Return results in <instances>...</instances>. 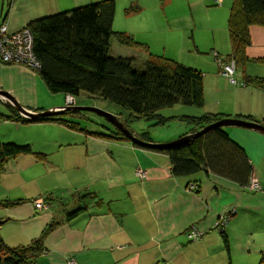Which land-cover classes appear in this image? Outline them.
Listing matches in <instances>:
<instances>
[{
    "label": "crops",
    "instance_id": "obj_1",
    "mask_svg": "<svg viewBox=\"0 0 264 264\" xmlns=\"http://www.w3.org/2000/svg\"><path fill=\"white\" fill-rule=\"evenodd\" d=\"M97 1L9 0L5 11L0 6V23L15 32L32 20ZM230 2L221 0L220 6L203 12L197 5L211 6V0H153L148 10L143 5L135 7L134 13H141L138 16L125 15L136 24L119 31L144 44L152 55L171 59L202 75L203 106L178 105L161 110L162 116H264V89L231 85L218 74L211 56L212 52L220 56L229 53L226 22ZM249 39L245 50L248 61L233 75L237 81L244 75L264 76V64L256 61L264 59V27H250ZM123 51L122 56H130L138 64L144 60L141 51ZM38 78L36 72L25 67L0 63V90L26 111L63 107L65 96L51 94ZM9 107L23 118L0 98V114L10 115ZM109 113L122 117L116 109ZM74 118L75 114L65 117L78 124ZM172 123L177 127L171 130L147 122L152 127L151 140L168 143L187 131L183 122L174 119ZM4 128H8V134ZM78 128L71 130L50 121L0 124V143L26 144L33 153L43 155L42 159L19 155L2 165L0 200L20 201L0 208V233L5 231L1 236L7 246L25 245L52 225L43 238L46 251L38 256V264H67V260L74 264H264V259L260 261L264 258L263 134L240 127L225 128L245 152L250 178L258 182L260 190L251 191L202 172L173 177L165 155L134 147L130 141L91 135H110L111 130L101 133L79 124ZM141 128L130 132L137 135ZM31 129L33 133L29 134ZM136 168L144 171L140 181L134 176ZM190 182H194L196 191L186 192ZM85 192L94 198L80 200L78 194ZM47 194L51 207L35 210L31 201ZM82 201V211L67 219ZM228 209L233 215L223 230L226 251L224 238L213 224ZM191 225L203 232L195 242L184 235Z\"/></svg>",
    "mask_w": 264,
    "mask_h": 264
},
{
    "label": "trees",
    "instance_id": "obj_2",
    "mask_svg": "<svg viewBox=\"0 0 264 264\" xmlns=\"http://www.w3.org/2000/svg\"><path fill=\"white\" fill-rule=\"evenodd\" d=\"M114 7L115 0H100L32 20L26 25L32 36V55L38 65L36 73L48 92L73 98L85 93L111 104L122 114L121 123L126 127L134 120H144L151 126H166L171 120L177 119L187 126V131L179 138L228 118L220 113H207L199 117L162 116L161 110L178 105L185 108L203 106L202 75L198 70L171 59L152 55L144 44L125 32L112 31ZM135 10L129 7L125 13ZM252 26L264 27V0H231L226 22L230 50L225 57L217 55L225 61H233L235 70L242 69L248 61L245 50L250 44L249 28ZM111 39L120 46L143 52L144 60L138 64L130 56H111ZM256 61L264 64V59ZM239 82L243 85L236 86L264 89V76L244 75ZM72 113L63 111L50 118L29 120L20 118L11 109L10 115L0 114V117L23 123L50 121L71 130H80L78 124L65 119ZM233 119L254 122L264 127V116L259 119L236 116ZM110 130V135H91L128 140L117 129ZM134 138L144 143H154L148 131L142 130L134 134ZM132 145L165 155L169 172L176 178L191 177L202 172L246 189L251 179L248 158L243 149L229 137L225 127L210 129L188 142L162 149H147L135 143ZM19 155L43 158V155L33 153L29 145L0 143V172L4 162ZM193 183L190 182L188 186L193 185L192 191H196ZM78 195L84 200L94 198L90 192ZM19 202L0 200V208ZM84 206L83 202L67 215V219L77 216ZM2 223L0 221V226ZM51 227L48 225L30 246L10 247L0 237V264H38L36 260L41 251V241ZM223 230L219 234L224 238L227 251Z\"/></svg>",
    "mask_w": 264,
    "mask_h": 264
},
{
    "label": "rangeland",
    "instance_id": "obj_3",
    "mask_svg": "<svg viewBox=\"0 0 264 264\" xmlns=\"http://www.w3.org/2000/svg\"><path fill=\"white\" fill-rule=\"evenodd\" d=\"M8 1L9 0H0V6H2L3 7V10L5 11V9H6V6H7V4H8ZM151 1H153V0H115V7H114V16H113V21H112V31H115V32H118L120 29H123V27H125L126 25L127 26H130V27H132L134 24H136L135 22L133 23L132 22V17L130 18V19H128L127 17H125V15H126V13H125V10H127L129 7H131V8H135V7H137L138 5H143L142 7H145L144 9H146V10H148V5H151L150 3H151ZM190 1H197L198 3H201V0H190ZM205 1H207V0H205ZM177 2V1H176ZM183 2H185V0H183ZM141 3V4H140ZM230 4H231V2H230ZM214 4H213V2H212V0H211V6L210 5H207V6H205L204 8L202 7V5L201 4H198L197 5V9L199 10V9H201L203 12H205V10H207V9H213V8H215L216 6H214ZM230 7V6H229ZM195 9H193V11H194ZM170 11H172L171 9H170ZM135 11H132V13H133V15H131V16H138L139 14H141V13H134ZM173 12V11H172ZM196 12V11H195ZM174 13V12H173ZM199 14L200 15H203L202 14V12L200 13V11H199ZM128 23V24H127ZM24 28H26V27H23L22 29H24ZM110 44H111V50H110V55L111 56H122V55H124L125 54V52L123 51V50H129V48L127 49V48H125V47H121L120 45H118L113 39H111L110 40ZM121 48H123V49H121ZM186 56V55H185ZM222 57H225V56H222ZM185 58V57H184ZM0 63H2V62H0ZM2 64H5V63H2ZM5 65H11V64H5ZM184 65H186V64H184ZM13 66H20V67H25V68H27L28 70H30V71H32V72H36V69L35 68H33V67H31V66H29V65H25V64H22V65H20V64H16V65H13ZM238 69H236V71H237ZM236 79V78H235ZM38 80L40 81V79L38 78ZM237 80V79H236ZM41 82V81H40ZM239 82V81H238ZM41 84H42V86L44 87V85H43V83L41 82ZM45 88V87H44ZM2 101L3 102H7V103H9L8 101H6L5 99H2ZM73 101H74V105L73 106H76V107H84V106H91V107H96V108H98V109H100V110H102V111H106V112H108L109 113V111H111V110H113V109H116V107L115 106H113V105H111V104H108V103H106V102H103V101H100L99 99H96V98H94V97H91V96H89V95H87V94H85V93H80L77 97H75V99H73ZM72 107V106H71ZM107 109V110H106ZM58 110H61V109H58ZM117 110V109H116ZM114 113V112H113ZM73 114H75V121L80 125V127H84V128H86L87 130H93V131H101V133H104V132H102V131H105V130H110V129H113V127L106 121V120H104L103 118H101V117H99V116H97V115H95V114H93V113H88V112H78V113H76V112H74V113H72L71 115H73ZM116 119H118V121H121L122 119V117L121 116H119V115H117L116 114ZM7 121H10V122H13V123H19L18 121H16V120H7V119H4V118H1L0 117V124H3V123H6ZM173 122V120H171L169 123H167V125L166 126H164V129H167V128H169V129H173V128H176L177 127V125L176 124H173L172 123ZM128 125V127H126L125 126V128H127V129H129V131H132L133 129H137V128H140V127H142L141 129H143L144 131H148L149 132V130H152V127H150L148 124H147V122L146 121H144V120H134V121H131L130 123H128L127 124ZM225 128H228V127H225ZM132 129V130H131ZM4 130V132L6 133V132H8V128H4L3 129ZM33 133V129H31V131H30V133L29 134H32ZM150 133V132H149ZM152 133V132H151ZM150 133V134H151ZM6 134H8V133H6ZM176 140V139H175ZM126 141H128V140H126ZM174 141V140H173ZM33 156V155H32ZM1 170H2V168H1ZM139 172H141V174H142V177L144 176V171L143 170H141V169H139V168H136V170H135V172H134V176H135V178L136 179H138L139 181H140V179L141 178H139V177H137V174L139 173ZM254 179V178H253ZM254 180H256V179H254ZM186 192H191V190H187ZM18 195V194H17ZM46 197H47V199H46ZM49 198H50V195H45V197L44 198H42V197H40V198H36V199H39V200H41L42 201V203L44 204L43 205V207H41V208H34V204H33V201L34 200H36V199H34V200H32L31 201V203H32V205H33V208L35 209V210H39V211H42V210H48L51 206H50V200H49ZM80 200H83V201H87V200H84V199H81L80 198ZM82 201V202H83ZM20 203V202H19ZM19 203H17V204H19ZM17 204H15V205H17ZM58 204V203H57ZM15 205H13V206H15ZM56 206H58V205H56ZM10 207H12V206H10ZM6 208H9V207H6ZM6 208H4V209H6ZM233 215V210H230V209H228V210H226V211H224V212H222V213H220L219 215H218V217H217V219L215 220V222H214V224H213V227H214V229H215V231H218L217 230V227L218 226H220V225H222V223L224 222V221H229V219L231 218V216ZM0 221H2L1 219H0ZM192 226V225H191ZM190 227V226H189ZM188 227V228H189ZM188 228L186 229V231L188 230ZM185 231V232H186ZM5 231L2 229V231H1V233H0V237H1V239L3 238L1 235L4 233ZM41 233H42V231H41ZM41 233H40V235H41ZM48 234V233H47ZM47 234H45L44 235V237L47 235ZM39 235V236H40ZM38 236V237H39ZM37 237V238H38ZM43 237V238H44ZM37 238H35V239H37ZM35 239H32V240H29L28 242H27V244H25V245H18V246H30V245H32L33 244V242L35 241ZM3 240V239H2ZM197 241V240H196ZM189 242H195V241H189ZM7 245V244H6ZM9 246V245H8ZM40 246H41V251H40V254L39 255H41V254H43V253H45V248H44V246H43V239H42V241H41V244H40ZM10 247H16V246H10ZM264 258L263 257H261L260 258V261H262ZM71 260H67V264H70L69 262H70ZM261 263V262H260Z\"/></svg>",
    "mask_w": 264,
    "mask_h": 264
},
{
    "label": "built area",
    "instance_id": "obj_4",
    "mask_svg": "<svg viewBox=\"0 0 264 264\" xmlns=\"http://www.w3.org/2000/svg\"><path fill=\"white\" fill-rule=\"evenodd\" d=\"M214 6H220L221 0H212ZM212 59L216 66L218 67V74L225 78L231 85L242 86L241 82L236 81L233 78L235 72V65L233 61H225L223 58L219 57L217 53H211ZM0 62L5 64H25L29 65L35 69H38L37 62L35 61L32 55V36L27 28L20 29L15 32H9L7 25L5 23H0ZM73 97L65 96V107L74 105ZM64 108V107H63ZM61 108V109H63ZM137 177L143 178L141 172L137 174ZM248 190L258 191L260 187L258 182L253 178L250 179ZM187 190H193V185H189ZM34 208L43 207L41 200L36 199L33 201ZM227 221H224L222 225L217 227L218 232L222 231ZM188 241H196L201 239L203 232L198 230L196 226L192 225L184 233ZM70 264H74V261L71 260Z\"/></svg>",
    "mask_w": 264,
    "mask_h": 264
},
{
    "label": "water",
    "instance_id": "obj_5",
    "mask_svg": "<svg viewBox=\"0 0 264 264\" xmlns=\"http://www.w3.org/2000/svg\"><path fill=\"white\" fill-rule=\"evenodd\" d=\"M0 98L8 101L23 118L29 119V120L50 118L52 116L62 114L63 111L93 113V114L103 118L104 120H106L114 129H117L123 135V137L128 139L131 143H135V144H137L143 148H147V149L167 148V147H170L172 145H177V144H181L184 142H188V141L202 135L203 133L207 132L210 129L221 128V127L224 128V127H229V126L254 130V131H257V132L264 135V127L257 124V123L247 122V121L240 120V119L226 118V119H222L218 122H215L213 124H210L208 126H205L204 128H202L201 130H199L195 133L185 135L182 138L176 139L172 142L161 143V144H159V143H144V142H141V141L137 140L136 138H134V136L130 133V131H128V129L125 128V126L120 121H118V119H116V117L114 115H112L106 111H102L96 107H91V106H84V107L72 106L71 107L70 106V107H64L63 109L56 108L54 110H46V111H42V112H38V113H31V112L26 111L24 108H22L14 100V98L11 95H9L8 93H6L5 91L0 90ZM58 109H61V110H58Z\"/></svg>",
    "mask_w": 264,
    "mask_h": 264
},
{
    "label": "clouds",
    "instance_id": "obj_6",
    "mask_svg": "<svg viewBox=\"0 0 264 264\" xmlns=\"http://www.w3.org/2000/svg\"><path fill=\"white\" fill-rule=\"evenodd\" d=\"M75 99V98H74ZM73 106V105H72ZM63 107H65V106H63ZM63 107H60V108H63ZM68 107H70V106H68Z\"/></svg>",
    "mask_w": 264,
    "mask_h": 264
}]
</instances>
